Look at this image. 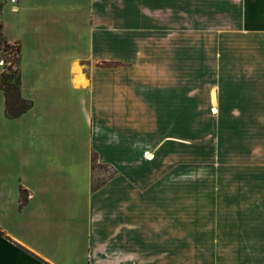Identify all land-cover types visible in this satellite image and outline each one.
<instances>
[{
    "label": "crops",
    "instance_id": "crops-1",
    "mask_svg": "<svg viewBox=\"0 0 264 264\" xmlns=\"http://www.w3.org/2000/svg\"><path fill=\"white\" fill-rule=\"evenodd\" d=\"M188 9L264 24V0H18L17 10L0 0V34L20 47L21 96L32 103L8 119L0 90V264H153L169 247L171 228L155 243L154 221L139 217L160 211L170 182L154 154L186 145L187 112L184 133L161 122L169 92L183 88L188 105L187 80L136 58L185 34Z\"/></svg>",
    "mask_w": 264,
    "mask_h": 264
},
{
    "label": "rangeland",
    "instance_id": "rangeland-1",
    "mask_svg": "<svg viewBox=\"0 0 264 264\" xmlns=\"http://www.w3.org/2000/svg\"><path fill=\"white\" fill-rule=\"evenodd\" d=\"M186 12L185 34L165 42L159 56L136 58L185 74L188 86L187 106L183 88L169 92L161 122V131L177 123L184 133L180 116L187 112L186 145L154 154L168 166L162 176L170 182L156 201L160 211L152 217L149 208L139 225L154 221L155 243L171 228L163 239L170 237V245L153 264H264V24L244 27L240 10ZM196 13L198 26L191 28ZM104 170L96 166L94 176Z\"/></svg>",
    "mask_w": 264,
    "mask_h": 264
},
{
    "label": "trees",
    "instance_id": "trees-1",
    "mask_svg": "<svg viewBox=\"0 0 264 264\" xmlns=\"http://www.w3.org/2000/svg\"><path fill=\"white\" fill-rule=\"evenodd\" d=\"M0 52L5 53L8 58L0 74V90L3 92L5 103L4 113L8 119H16L32 107V103L21 96V77L17 67L20 47L8 44L0 34ZM96 166V156H92V169Z\"/></svg>",
    "mask_w": 264,
    "mask_h": 264
},
{
    "label": "built area",
    "instance_id": "built-area-1",
    "mask_svg": "<svg viewBox=\"0 0 264 264\" xmlns=\"http://www.w3.org/2000/svg\"><path fill=\"white\" fill-rule=\"evenodd\" d=\"M11 4H12V9L13 10H17V5H18V0H10ZM5 66V63L2 59H0V67H4ZM147 158V157H146ZM149 159V158H147Z\"/></svg>",
    "mask_w": 264,
    "mask_h": 264
},
{
    "label": "bare ground",
    "instance_id": "bare-ground-1",
    "mask_svg": "<svg viewBox=\"0 0 264 264\" xmlns=\"http://www.w3.org/2000/svg\"><path fill=\"white\" fill-rule=\"evenodd\" d=\"M213 97V96H212ZM212 101H215V100H212ZM214 112H215V110H214Z\"/></svg>",
    "mask_w": 264,
    "mask_h": 264
}]
</instances>
